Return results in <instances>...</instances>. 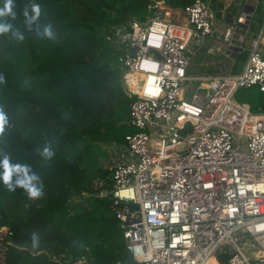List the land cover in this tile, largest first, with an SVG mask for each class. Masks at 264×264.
I'll return each instance as SVG.
<instances>
[{
    "label": "built area",
    "instance_id": "obj_1",
    "mask_svg": "<svg viewBox=\"0 0 264 264\" xmlns=\"http://www.w3.org/2000/svg\"><path fill=\"white\" fill-rule=\"evenodd\" d=\"M148 11L145 21L113 27L106 38L132 99L133 132L124 142L129 159L109 168L112 188L99 194L111 195L126 248L140 264H222L219 256L227 264H264V113L235 99L243 88L264 92L260 37L240 71L218 63L195 73L191 53L215 34L209 4L175 9L150 0ZM253 14L244 8L223 40ZM146 61L155 71L142 67ZM150 76L159 80V96L145 95Z\"/></svg>",
    "mask_w": 264,
    "mask_h": 264
},
{
    "label": "trees",
    "instance_id": "obj_2",
    "mask_svg": "<svg viewBox=\"0 0 264 264\" xmlns=\"http://www.w3.org/2000/svg\"><path fill=\"white\" fill-rule=\"evenodd\" d=\"M195 0H164L183 9ZM221 16L224 0H203ZM252 29L263 27L258 0ZM150 0H0V264H140L126 248L123 224L111 210L112 172L103 144H124L133 132L122 68L107 35L145 21ZM39 8L37 16L34 8ZM51 36L45 34V30ZM238 55V63L246 60ZM235 71L238 67L235 65ZM236 101L264 113L258 87ZM52 153L43 155L44 149ZM29 168L40 196L31 197L3 160ZM227 264V258L218 257Z\"/></svg>",
    "mask_w": 264,
    "mask_h": 264
},
{
    "label": "crops",
    "instance_id": "obj_3",
    "mask_svg": "<svg viewBox=\"0 0 264 264\" xmlns=\"http://www.w3.org/2000/svg\"><path fill=\"white\" fill-rule=\"evenodd\" d=\"M233 1L234 0H224V8L220 13L221 14L220 17H217L215 15V11L212 10L214 17H217V19L220 21L219 26H215L213 24L214 33H215L214 37H215L216 41H220L224 44V46H222L221 49H218L216 47V45H214L213 49L215 51L219 52V55H218L219 56V59H218L219 62L218 63H226L229 66H231L234 71H235V65H237L238 71H240L246 63L248 51L251 48V44H252L254 39L260 37V46L259 47H260L261 51L264 53V31H263V27H261V28L258 27L257 29H254V30L252 29L254 16H255V13H256V10L258 7V3H259L258 0H240V2L238 4V8L235 9L234 11H232V8H231L232 4H230V2L232 3ZM249 1H253L256 4H253ZM246 7L251 8V10L254 12L251 22L247 26H243L242 28L238 29L236 31V35L234 37H232L230 41L227 42V41L223 40L222 35L224 34L226 28L234 25L236 19L241 14L243 9ZM230 48H232V52H230V50H229ZM204 50H205L204 47H202V49L197 50V53H200L201 51H204ZM241 52L247 53L246 60L244 62L242 61V62L238 63V55ZM214 63L218 64L216 62H214ZM190 70L192 71V69H190ZM209 70L210 69H208L207 71H209Z\"/></svg>",
    "mask_w": 264,
    "mask_h": 264
},
{
    "label": "rangeland",
    "instance_id": "obj_4",
    "mask_svg": "<svg viewBox=\"0 0 264 264\" xmlns=\"http://www.w3.org/2000/svg\"><path fill=\"white\" fill-rule=\"evenodd\" d=\"M239 2L240 0H234L232 3L230 2V4H232V11L238 8ZM249 2L256 4L253 1ZM213 22L215 26L220 25V21L217 19V17H214ZM214 45H216L218 49H221L222 46H224L222 42L216 41L214 36H209L205 39L204 51H201L200 53L193 51L191 53L192 62L190 69H192V71L195 73L206 72L208 69H211L214 66V62H219V52L213 49ZM186 86L191 90L197 86V83L186 82ZM101 148L105 153V155L102 157V162L106 168H111V166L129 159L128 150L125 143L120 145H114L113 143L103 144Z\"/></svg>",
    "mask_w": 264,
    "mask_h": 264
},
{
    "label": "clouds",
    "instance_id": "obj_5",
    "mask_svg": "<svg viewBox=\"0 0 264 264\" xmlns=\"http://www.w3.org/2000/svg\"><path fill=\"white\" fill-rule=\"evenodd\" d=\"M34 11L36 12L37 16L39 15V8L35 7ZM3 13H0L2 15ZM8 29L6 27L0 26V33L7 31ZM155 31V30H154ZM45 34L51 36L50 30L46 29ZM152 43H156V38L153 39V41H150ZM157 46L158 43H157ZM145 69L155 71V65H152L148 63L147 61L142 65ZM0 82H2V79H0ZM162 89L160 87L159 80L156 76H150L147 79V83L144 88L145 95L149 97H155L159 96ZM6 124V117L3 112H0V134H3L4 132V126ZM43 155L46 158H50L52 153L48 150V148L44 149ZM2 167L4 168V174H3V181L6 185L9 186V190L11 191V180L13 173H23L24 178L18 181V184L25 189H27L29 195L33 198L40 196V191L33 185L32 181L37 179L36 176H29V168L27 166L22 165H16L12 166L9 163V160L7 157L3 160Z\"/></svg>",
    "mask_w": 264,
    "mask_h": 264
},
{
    "label": "bare ground",
    "instance_id": "obj_6",
    "mask_svg": "<svg viewBox=\"0 0 264 264\" xmlns=\"http://www.w3.org/2000/svg\"><path fill=\"white\" fill-rule=\"evenodd\" d=\"M237 53H238V52H237ZM235 54H236V53H235ZM211 262H212V261H211V260H209V261L207 262V264H211Z\"/></svg>",
    "mask_w": 264,
    "mask_h": 264
},
{
    "label": "water",
    "instance_id": "obj_7",
    "mask_svg": "<svg viewBox=\"0 0 264 264\" xmlns=\"http://www.w3.org/2000/svg\"><path fill=\"white\" fill-rule=\"evenodd\" d=\"M134 207L136 208L137 206L134 205Z\"/></svg>",
    "mask_w": 264,
    "mask_h": 264
}]
</instances>
